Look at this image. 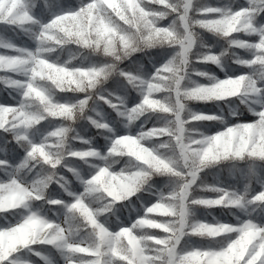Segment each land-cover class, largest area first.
<instances>
[{
  "label": "clouds",
  "instance_id": "9594fccd",
  "mask_svg": "<svg viewBox=\"0 0 264 264\" xmlns=\"http://www.w3.org/2000/svg\"><path fill=\"white\" fill-rule=\"evenodd\" d=\"M40 2L43 13L61 6V0ZM195 2L197 10L214 8L222 18L205 22L194 13L189 21L161 13L154 22L168 20V25L157 36L142 25L132 32L101 8L117 31L105 37L92 33L88 42L69 40L62 30L39 39L45 29L38 19L24 26V38L37 39L34 56H43L50 65H41L42 74L35 78L30 73L34 57L29 56L24 75L38 91L17 92L27 123L0 132V151H11L13 143L25 153L42 146L44 154L23 157L12 169L15 175L45 199L56 201L79 190L89 207L99 209L102 197L87 182L96 172H124L135 178L153 151L182 167L187 142L228 130L214 145L220 162L212 171L243 185L248 194L264 189V47L258 46L264 44V0ZM142 3L154 8L157 0ZM172 7L187 10L184 0ZM0 9L9 18L7 5ZM20 14L17 10L11 18ZM204 29L212 34L211 43ZM121 33H130L133 42L126 45ZM163 50L168 52L166 71L152 77L149 61ZM221 73L235 79L224 84ZM133 96L137 103L130 106ZM148 96L158 99L143 103ZM205 108L212 114L206 115ZM249 115L259 116L254 128L245 123ZM233 169L243 175L230 176ZM238 214L239 209L231 212ZM71 218L78 226V215ZM79 234L89 238L85 231Z\"/></svg>",
  "mask_w": 264,
  "mask_h": 264
},
{
  "label": "snow or ice",
  "instance_id": "6c2138e0",
  "mask_svg": "<svg viewBox=\"0 0 264 264\" xmlns=\"http://www.w3.org/2000/svg\"><path fill=\"white\" fill-rule=\"evenodd\" d=\"M176 4L177 0H157L156 7L146 8L142 0H61L58 11L43 13L40 0L35 5L31 0H0L9 13V18L0 15V132L27 123L17 92L35 95L38 91L24 75L29 71V56L34 57L30 73L35 78L42 74L41 65H50L43 56H34L37 39L24 38V26L32 20H41L45 29L39 39L47 40L62 30L69 40L88 42L92 33L105 37L117 31L101 8L132 32L142 25L157 36L168 25V20L154 22L153 17L161 13L189 21L194 13L205 22L222 18L214 8L197 10L195 0H184L186 12L185 7H172ZM17 10L20 16L12 19ZM204 31L211 43L212 34ZM121 35L126 45L133 42L130 33ZM167 55L163 50L149 61L152 77L166 71ZM234 79L220 74L224 84ZM156 99L148 96L143 103ZM136 103L133 96L129 104ZM203 111L212 114L210 109ZM258 119V115L244 118L251 128ZM227 134L228 130H221L187 142L182 167L153 151L135 178L101 169L87 181L102 197L99 209L89 207L79 190L56 201L34 191L12 169L26 155H43L42 146L25 153L13 143L11 151H0V264H264V189L248 194L243 185L212 171L220 162L214 145ZM236 175L243 173L230 171V176ZM237 209L239 214L231 215ZM73 214L79 217L78 226ZM81 231L89 238L82 239Z\"/></svg>",
  "mask_w": 264,
  "mask_h": 264
},
{
  "label": "trees",
  "instance_id": "16d2710c",
  "mask_svg": "<svg viewBox=\"0 0 264 264\" xmlns=\"http://www.w3.org/2000/svg\"><path fill=\"white\" fill-rule=\"evenodd\" d=\"M0 74H3V70H0ZM0 87H2V85H0ZM198 107H206L205 105H197ZM156 215V214H153Z\"/></svg>",
  "mask_w": 264,
  "mask_h": 264
}]
</instances>
